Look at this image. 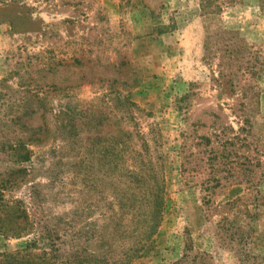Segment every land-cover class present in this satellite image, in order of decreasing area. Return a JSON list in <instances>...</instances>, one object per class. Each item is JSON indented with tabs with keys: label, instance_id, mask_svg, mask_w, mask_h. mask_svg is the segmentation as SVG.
I'll return each mask as SVG.
<instances>
[{
	"label": "rangeland",
	"instance_id": "374dc122",
	"mask_svg": "<svg viewBox=\"0 0 264 264\" xmlns=\"http://www.w3.org/2000/svg\"><path fill=\"white\" fill-rule=\"evenodd\" d=\"M42 255L264 264V0H0V264Z\"/></svg>",
	"mask_w": 264,
	"mask_h": 264
},
{
	"label": "trees",
	"instance_id": "16d2710c",
	"mask_svg": "<svg viewBox=\"0 0 264 264\" xmlns=\"http://www.w3.org/2000/svg\"><path fill=\"white\" fill-rule=\"evenodd\" d=\"M153 195H155V197L152 199L153 206H152V209L150 211V215H151L150 216V220L152 219L151 220V226L153 227L152 229L155 228V226H156V218H157L158 214L160 213V201H159L158 190ZM151 232H153V231H151ZM55 249H57V248H55ZM48 260H49V257H44L42 255V257H38V261L33 263V264H57V263H55L52 260L50 262Z\"/></svg>",
	"mask_w": 264,
	"mask_h": 264
}]
</instances>
